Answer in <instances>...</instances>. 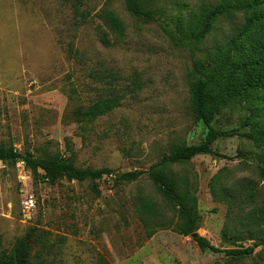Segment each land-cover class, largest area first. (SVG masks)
Here are the masks:
<instances>
[{"label":"rangeland","instance_id":"1","mask_svg":"<svg viewBox=\"0 0 264 264\" xmlns=\"http://www.w3.org/2000/svg\"><path fill=\"white\" fill-rule=\"evenodd\" d=\"M255 1L143 0L159 10L145 20L130 13L126 0H83L84 20L73 0H0V143L112 170L94 182L65 177L50 183L21 160H0V260L32 230L26 264H264V245L236 259L175 231L178 214L148 174L177 145L204 140L208 129L195 115L190 82L208 76L207 69L197 70L209 55L263 12ZM206 5L228 10L197 39L191 30ZM244 35L232 53L235 63L264 44V18ZM93 70H114L120 79L109 86L95 81ZM118 92L124 97L112 111L93 120L80 115ZM212 124L226 132L215 153L166 170L180 192L197 198V235L222 249L246 247L264 238V138L253 136L264 128V88L230 97ZM130 170L144 173L115 182L116 174ZM30 196L36 203L28 211L23 200Z\"/></svg>","mask_w":264,"mask_h":264},{"label":"trees","instance_id":"2","mask_svg":"<svg viewBox=\"0 0 264 264\" xmlns=\"http://www.w3.org/2000/svg\"><path fill=\"white\" fill-rule=\"evenodd\" d=\"M127 8L130 13L145 20H153L157 9H151L143 4V0H126ZM255 4L263 7V12L251 17L247 25L236 36L230 39V43L223 50L217 49L209 55L207 66L199 67L197 71L208 70L209 75L200 76L190 82V92L194 103V112L198 119H201L207 126V133L201 143L181 144L164 155L158 164L150 167L148 174L154 182L158 191L176 210L180 223L174 227V230L182 235H190L198 229V221L200 214L197 209V198L188 191L180 192L177 188L176 180L171 177L166 170L167 164H178L190 160L191 158L201 154H214L215 141L225 135L226 132L217 129L213 124L216 113L221 106L232 96L251 95L260 88H264V44L257 46L255 52L250 54L244 60L235 63L232 60V53H236L237 43L243 39L244 32L253 21L264 18V0H256ZM83 0H73V9L76 15L82 19H86L89 12L82 9ZM227 7L222 5H206L203 6L197 15L196 26L191 33L197 38H204L212 31L216 19L227 11ZM107 19L115 27L119 33L124 32V27L112 11L106 13ZM101 41L108 45L110 43L106 32L98 25ZM245 36V35H244ZM70 55H77V51L73 45L69 48ZM197 64H195L196 66ZM90 76L97 82H104L106 85L112 86L114 82L120 79V76L114 70H93ZM124 94L122 92L111 93L108 96L99 98L91 102L80 115L89 120L96 119L112 111L117 107ZM253 136L264 138V128L254 131ZM0 160L2 161H23L26 168L38 173L42 170L44 177L50 183H56L62 178L76 179L83 181L90 179L93 182L101 178L104 174L112 173L109 168L92 169L82 168L76 165L73 156H63L62 154H52L48 156L37 157L31 151L21 153L13 145H5L0 143ZM260 173L264 178V166H260ZM144 171L130 170L115 175V182H131L137 180ZM95 191L99 193L96 186ZM147 211H154L152 204H144ZM165 225V224H163ZM166 226V225H165ZM226 233V232H225ZM34 237V232L29 230L23 238L19 239L12 252L5 255L0 260V264H26ZM197 244L202 249H210L214 252L225 253L232 258L240 259L250 257L260 245H264V238H260L252 245L246 247H233L222 249L213 245L209 239L204 236L197 235L194 237Z\"/></svg>","mask_w":264,"mask_h":264},{"label":"built area","instance_id":"3","mask_svg":"<svg viewBox=\"0 0 264 264\" xmlns=\"http://www.w3.org/2000/svg\"><path fill=\"white\" fill-rule=\"evenodd\" d=\"M35 199L33 196H30V197H26L24 200H23V205H24V208L26 210H32L35 208Z\"/></svg>","mask_w":264,"mask_h":264},{"label":"water","instance_id":"4","mask_svg":"<svg viewBox=\"0 0 264 264\" xmlns=\"http://www.w3.org/2000/svg\"><path fill=\"white\" fill-rule=\"evenodd\" d=\"M193 237L197 236V232L191 234Z\"/></svg>","mask_w":264,"mask_h":264}]
</instances>
